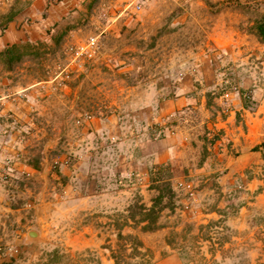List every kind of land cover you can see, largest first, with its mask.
I'll use <instances>...</instances> for the list:
<instances>
[{
    "label": "rangeland",
    "instance_id": "rangeland-1",
    "mask_svg": "<svg viewBox=\"0 0 264 264\" xmlns=\"http://www.w3.org/2000/svg\"><path fill=\"white\" fill-rule=\"evenodd\" d=\"M263 13L264 0H92L56 30L75 33L18 43L32 46L11 70L0 57L21 138L0 147V264H264V163L236 172L230 138L240 99L264 108ZM92 35L98 56L69 64ZM146 81L148 98L130 92Z\"/></svg>",
    "mask_w": 264,
    "mask_h": 264
},
{
    "label": "crops",
    "instance_id": "crops-1",
    "mask_svg": "<svg viewBox=\"0 0 264 264\" xmlns=\"http://www.w3.org/2000/svg\"><path fill=\"white\" fill-rule=\"evenodd\" d=\"M92 0H0V52L5 51L8 47L24 41H36L44 37L56 38L58 34L63 35L75 33L71 27H66L59 33L56 30L60 25L64 24L71 18V14L81 13V9L85 8L87 3ZM58 24V25H57ZM80 31V29H79ZM56 32V33H55ZM58 37V36H57ZM1 65V64H0ZM3 70V64L1 65ZM3 72L0 76V85H4L3 92L0 91V147L9 148L21 140L19 137L20 130L15 124L18 118L15 109L16 102L11 101L10 97L13 93L10 88H6L9 82L8 73ZM149 82L140 83L138 86H130V92H136L134 96L143 99L148 98ZM10 87V86H8ZM151 91L153 87L151 86ZM15 89V88H14ZM5 91V92H4ZM9 91L8 93H6ZM11 92V93H10ZM163 89H158L156 94H163ZM159 96V95H158ZM171 103V101H169ZM173 102V101H172ZM11 104V107H10ZM4 105V106H3ZM163 105V111L169 112L170 106ZM173 105V104H172ZM165 106V108H164ZM238 110H244V122L246 127L237 126V131H232L230 138L235 142V147L240 153L236 164V172L240 173L250 167L252 164H263L264 160L261 151H255L254 148L264 142V108L251 112L244 109L242 99L238 101ZM175 108V106H173ZM172 107V109H173ZM10 110H14V114ZM12 118V119H11ZM14 120V121H13ZM228 134L230 130L228 129ZM261 184L259 180L249 182L251 190L257 189ZM264 197V192L260 194ZM142 240L147 247H151L150 240L143 237ZM91 244L88 242V245ZM79 247V249L87 248ZM175 255L167 256L166 259L160 260L157 264H170L174 260Z\"/></svg>",
    "mask_w": 264,
    "mask_h": 264
},
{
    "label": "trees",
    "instance_id": "trees-1",
    "mask_svg": "<svg viewBox=\"0 0 264 264\" xmlns=\"http://www.w3.org/2000/svg\"><path fill=\"white\" fill-rule=\"evenodd\" d=\"M255 31L257 33V35L262 39V41L264 42V13L258 18V20L255 22ZM25 48L22 47V45L20 44H14L10 47H8L5 51L0 52V57H2L4 59V62L6 63V65H8V68L11 70L14 68L15 64L18 62H21L23 60V58L27 55L28 51H27V47L28 46H32L27 45L25 43V45H23ZM255 151H261L262 152V157L264 160V142H262L261 144L257 145L254 148ZM162 186H164L167 190V194L163 193V191H161ZM158 190H160L159 195L154 199L153 201V206L148 210L149 216H150V220L153 223L157 222L158 219V208H160V206L164 203L165 199L171 200L175 194L173 187L171 185V183L169 181L165 182L163 185H158L157 186ZM148 230L153 229V227H150L149 225L146 227Z\"/></svg>",
    "mask_w": 264,
    "mask_h": 264
},
{
    "label": "built area",
    "instance_id": "built-area-1",
    "mask_svg": "<svg viewBox=\"0 0 264 264\" xmlns=\"http://www.w3.org/2000/svg\"><path fill=\"white\" fill-rule=\"evenodd\" d=\"M140 7L141 6H138V8ZM67 53L71 57L69 64L78 63V65L82 66L85 61L96 58L100 53L99 36L92 35L89 36L85 41L68 45ZM180 186L183 189L188 190V192L193 195L192 184L180 183Z\"/></svg>",
    "mask_w": 264,
    "mask_h": 264
},
{
    "label": "water",
    "instance_id": "water-1",
    "mask_svg": "<svg viewBox=\"0 0 264 264\" xmlns=\"http://www.w3.org/2000/svg\"><path fill=\"white\" fill-rule=\"evenodd\" d=\"M34 235V234H33Z\"/></svg>",
    "mask_w": 264,
    "mask_h": 264
}]
</instances>
